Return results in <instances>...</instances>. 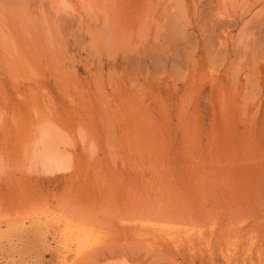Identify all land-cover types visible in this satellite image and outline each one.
<instances>
[{"label":"rangeland","instance_id":"obj_1","mask_svg":"<svg viewBox=\"0 0 264 264\" xmlns=\"http://www.w3.org/2000/svg\"><path fill=\"white\" fill-rule=\"evenodd\" d=\"M0 264H264V0H0Z\"/></svg>","mask_w":264,"mask_h":264},{"label":"bare ground","instance_id":"obj_2","mask_svg":"<svg viewBox=\"0 0 264 264\" xmlns=\"http://www.w3.org/2000/svg\"><path fill=\"white\" fill-rule=\"evenodd\" d=\"M54 220H55V219H54ZM54 220H53V221H54ZM55 221H56V220H55ZM57 222H58V221H57ZM71 228H72V227H71ZM67 230H68V227H67L66 231H67ZM72 232H73V231L71 230V233H72ZM69 233H70V232H69ZM73 234H74V233H73ZM63 235H64V234H63ZM70 235L72 236V234H70ZM74 236H75V235H74ZM62 244H63V243H62ZM65 247H66V246H65ZM67 248H68V247H67ZM63 249H64V248H63ZM63 249H62V250H63ZM71 249H72V248H71ZM68 250H70V249H68ZM81 250H82V249H81ZM83 251H84V250H83ZM61 252H62V251H61ZM66 252H67V251H66ZM81 252H82V251H81ZM81 252H80V253H81ZM61 254H62V253H61ZM70 255H71V254H69V256H70ZM71 256H72V255H71ZM82 256H83V255H82ZM59 257H60V256H59ZM62 257H63V256H61V258H62ZM61 258H60V260H61ZM66 258H67V257H66ZM66 258H65V259H66ZM71 260H72V259H71ZM64 262L66 263V261H64ZM67 262H68V261H67ZM61 263H62V262H61Z\"/></svg>","mask_w":264,"mask_h":264}]
</instances>
